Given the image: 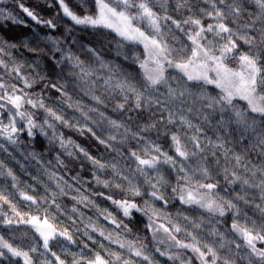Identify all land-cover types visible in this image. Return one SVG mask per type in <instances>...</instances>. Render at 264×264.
<instances>
[{"label": "clouds", "instance_id": "obj_1", "mask_svg": "<svg viewBox=\"0 0 264 264\" xmlns=\"http://www.w3.org/2000/svg\"><path fill=\"white\" fill-rule=\"evenodd\" d=\"M0 264H264V0H0Z\"/></svg>", "mask_w": 264, "mask_h": 264}]
</instances>
